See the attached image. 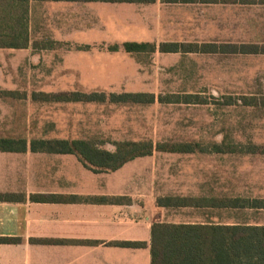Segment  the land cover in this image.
I'll return each instance as SVG.
<instances>
[{
    "label": "crops",
    "instance_id": "crops-1",
    "mask_svg": "<svg viewBox=\"0 0 264 264\" xmlns=\"http://www.w3.org/2000/svg\"><path fill=\"white\" fill-rule=\"evenodd\" d=\"M243 11L244 14L246 12L245 15L241 14ZM29 32L31 40L27 48L0 50H17L26 56H44L45 53L53 51L55 58L63 60L65 71L59 72L63 77L60 81L71 84L68 89L33 93L79 91L155 95L145 87L144 79L137 77L138 73L135 72L134 78L131 73L126 75L124 62L118 63V67L125 69L124 73L117 70V75L121 76L117 79L120 83L112 82L110 73L104 70L109 69L108 59L120 57L124 60L126 56L134 58L157 54L264 56L163 53L159 50V46L165 43L264 45V4H171L161 0L149 4L30 0ZM126 43L150 44L155 45L156 49L153 52L128 53L122 47ZM64 45L70 47L67 48L68 51L60 53L58 47ZM113 46L120 48L115 51L111 48ZM136 67L139 65L136 64ZM262 95L263 92L223 95L217 106L252 108L223 103L227 97ZM155 97L157 99L156 95ZM169 97H179L182 99L180 103L188 105H204L196 100L198 97L203 98L201 93H188L181 97L172 94ZM38 102L62 106L98 104ZM37 139L86 138L43 136ZM225 139L233 145L254 143L237 142L229 133H225L218 142L182 143L209 146L221 144ZM27 140L29 146L32 139ZM196 154L221 155H183ZM146 158L148 157L137 158L114 172L94 173L85 168L73 154L35 153L30 148L26 153L0 152V195L13 194L23 198L17 201L0 200V238L17 240L12 243H0V264H151L150 240L154 223L251 224L249 220H223L222 211L253 210L217 207L216 201L228 197H221L216 193L214 184H210L208 190L199 183L188 184L187 189L192 190L180 195L202 202L200 206L159 207L157 198L162 195L158 194L154 185H145L143 182V177L150 172L132 170V164ZM200 188L203 189L199 190ZM32 195H54L66 199L76 197L81 200L42 203L32 201ZM91 197H117L120 200L115 204H96L85 200ZM178 210L184 214L182 221L165 220L168 213ZM120 241L145 242L147 245L130 248L111 244Z\"/></svg>",
    "mask_w": 264,
    "mask_h": 264
},
{
    "label": "rangeland",
    "instance_id": "rangeland-1",
    "mask_svg": "<svg viewBox=\"0 0 264 264\" xmlns=\"http://www.w3.org/2000/svg\"><path fill=\"white\" fill-rule=\"evenodd\" d=\"M69 47L59 46L58 51L66 52ZM52 53L26 56L17 50H0V94L6 91L18 94L16 98L0 95V135H24L29 140L43 136L85 137L109 150L119 140L207 143L221 141L225 133L237 142L264 145V108L217 106L223 95L264 93V56L157 54L126 56L124 60L110 58L109 69L104 70L110 73L112 82L120 83L117 70L124 73L126 69V75L131 73L132 78L136 72L137 77L144 79L145 87L157 96L156 102L62 106L39 103L31 97L33 92L71 87L69 82L60 81L63 77L59 72L65 71L63 60ZM121 62L125 63V69L118 67ZM188 93H201L208 104L158 101L160 95L181 97ZM132 165L134 171L150 172L143 182L154 185L162 196H180L192 190L187 189L188 184L199 183L205 190L214 184L221 197L264 199V155L156 152ZM221 216L226 221L241 219L264 225V210L222 211ZM183 218L184 214L178 210L168 213L165 220Z\"/></svg>",
    "mask_w": 264,
    "mask_h": 264
},
{
    "label": "trees",
    "instance_id": "trees-1",
    "mask_svg": "<svg viewBox=\"0 0 264 264\" xmlns=\"http://www.w3.org/2000/svg\"><path fill=\"white\" fill-rule=\"evenodd\" d=\"M39 1H68L110 3H155L157 0H39ZM163 3H242L264 4V0H161ZM29 3L30 0H0V49H24L30 44L29 32ZM128 53L153 52L155 45L144 43H126L122 46ZM118 50L119 46L111 47ZM163 53H203V54H235V55H264V45H214L165 43L159 46ZM0 95L17 97L11 91ZM34 101L51 103H112V104H154L156 97L150 93H33ZM191 99V98H190ZM189 99V100H190ZM181 98L159 97L160 103H180ZM188 100V99H185ZM200 104H206L203 98H196ZM224 105H241L244 107L264 108V95L227 97ZM114 149L109 150L102 145L86 139H32L24 135H0V152L26 153L28 148L35 153L73 154L85 168L94 172H114L127 163L143 157L153 156L154 153L193 154L221 153L264 155V145L248 143L233 145L225 139L221 144L205 146L199 143L159 142L152 140L116 141ZM13 194L0 195V200H22ZM35 202H75L80 198L66 199L54 195H32ZM96 204H115L117 197H91L85 199ZM202 201V200H201ZM202 202L181 196H160L157 205L164 208H181L183 206H200ZM220 208L239 210H264V199L222 198L216 201ZM13 238H0V243L16 242ZM46 243H64L60 241H43ZM112 245L130 248L145 247V242L120 241ZM151 264H264V225L247 222L234 225L226 224H183V223H154L151 227L150 240Z\"/></svg>",
    "mask_w": 264,
    "mask_h": 264
}]
</instances>
